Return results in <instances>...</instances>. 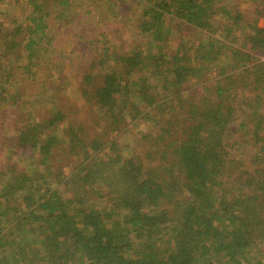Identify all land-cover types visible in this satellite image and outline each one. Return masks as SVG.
<instances>
[{
	"label": "trees",
	"instance_id": "obj_1",
	"mask_svg": "<svg viewBox=\"0 0 264 264\" xmlns=\"http://www.w3.org/2000/svg\"><path fill=\"white\" fill-rule=\"evenodd\" d=\"M123 1L140 2L148 45L102 46L75 111L22 108L10 90L14 70L17 85L34 75L52 5L75 0H24L25 21L0 24L15 65L0 62V103L17 107L0 109V264H264V0L106 3Z\"/></svg>",
	"mask_w": 264,
	"mask_h": 264
},
{
	"label": "rangeland",
	"instance_id": "obj_2",
	"mask_svg": "<svg viewBox=\"0 0 264 264\" xmlns=\"http://www.w3.org/2000/svg\"><path fill=\"white\" fill-rule=\"evenodd\" d=\"M23 1L0 0V24L4 29H9L13 24L25 21L30 8L24 5ZM92 1L75 0L74 4H70L64 11L61 9V5L56 4L54 9L52 5V14L47 19L49 26L44 33L45 38L43 43L41 41V48L36 53L33 60L34 65L31 67V72L34 73L33 77L31 79L24 78L20 86L16 84L20 80H18L20 76L15 74V70L12 72L13 79L10 90L13 92L19 89L25 95L18 98L23 104L22 108L24 106L31 109L37 108L42 112L47 111L48 108L56 107H67L71 111L82 108L83 99L79 90L81 88H78L77 84L82 81L83 75L88 71L100 72L99 62L107 61L106 55L104 56L101 52L102 46L108 47L109 52L128 53L136 46L146 47L148 45L149 38L140 36L136 31V17L141 10L140 2L123 1L122 6H118L117 10L115 7L108 9L106 0H96L98 6L89 9ZM220 1L225 6L231 7L230 10H245L249 4L251 5L250 0ZM60 10L64 14L63 19L58 21L54 14ZM258 25L264 27V19L260 18ZM178 31L181 35L188 34L185 31ZM170 33L171 31L165 36ZM176 37H179V34L173 32L169 35V43L161 44L164 53L175 50L178 44ZM195 37L198 38V34H192L191 38L197 40ZM5 61H7L6 57L0 59L3 64ZM12 61L9 58L5 65L15 66ZM220 63L223 64V61ZM9 105L0 103V109L8 108L9 113H14L17 107L11 108ZM86 118L87 121L92 120L90 117ZM127 120L129 122V116ZM138 123L141 124V120ZM144 124L147 126V130H151V124ZM5 126L7 125L4 120L0 119V132H4ZM134 131L127 130L118 137L122 153L125 156L138 151L136 145L138 137ZM9 133L11 134V132ZM255 260L252 261V264H256Z\"/></svg>",
	"mask_w": 264,
	"mask_h": 264
}]
</instances>
